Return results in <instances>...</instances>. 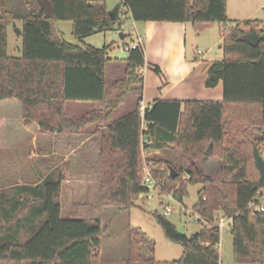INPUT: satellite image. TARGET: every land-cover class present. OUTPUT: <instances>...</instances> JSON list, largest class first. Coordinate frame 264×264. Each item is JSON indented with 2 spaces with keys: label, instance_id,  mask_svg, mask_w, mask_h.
Masks as SVG:
<instances>
[{
  "label": "trees",
  "instance_id": "trees-1",
  "mask_svg": "<svg viewBox=\"0 0 264 264\" xmlns=\"http://www.w3.org/2000/svg\"><path fill=\"white\" fill-rule=\"evenodd\" d=\"M120 1L135 21L190 22L198 32L211 22L223 24L224 56L210 64L206 79L208 87L223 81V100L157 99L142 113L144 44L134 42L125 58H112L113 43H71L56 26L71 21L79 40L122 30L120 15L111 17L106 0H0V101L20 100L24 114L42 129L63 134L105 122L97 129L99 205L130 211L146 199L147 163L179 201L189 196V185L201 186L193 209L203 227L191 236L182 234L154 210L166 237L182 244L179 259L158 260L156 242L132 225L128 255L104 259L105 227L95 207L85 218L62 216L60 197L69 166L64 164L36 186L16 184L0 190V264H221L220 241L214 238L220 230L205 223L214 222L218 212L231 218L236 262L264 264V212L249 206L258 197L264 200V179L253 155L257 145L264 156V21L231 20L228 0ZM17 21L23 22V53L10 56L8 27ZM250 30L262 36L256 45L244 39ZM111 63L124 67L123 77L112 84L115 94L108 80ZM130 94H138L134 108L116 117ZM70 102H91L94 110L70 117ZM4 147L0 137V149ZM171 168L177 173L174 178Z\"/></svg>",
  "mask_w": 264,
  "mask_h": 264
},
{
  "label": "crops",
  "instance_id": "crops-1",
  "mask_svg": "<svg viewBox=\"0 0 264 264\" xmlns=\"http://www.w3.org/2000/svg\"><path fill=\"white\" fill-rule=\"evenodd\" d=\"M263 3V0H228V16L231 20L257 19L264 21L256 18L262 17L260 14L263 10ZM108 8L112 9L110 6ZM129 15L136 27L137 37L143 39L145 47L146 63L140 69L144 74V86L141 94L142 113L157 99L223 100L224 83L222 80L215 87L206 85L210 64L215 60H220L217 58L218 54L212 56L210 51L216 44L222 48L221 24L211 22L204 31L198 32L190 22L135 21L125 8L123 16ZM60 22L62 21H58L56 26L63 38ZM22 27L23 24L15 25L17 37L14 45L19 56L23 53V39L20 33ZM202 35H210L207 51L200 48L195 49V46L198 45L197 39ZM88 37L82 41L83 44L89 43L87 42ZM110 38L112 39L111 36ZM110 38L106 36L103 46L110 44ZM114 41L112 40L111 43ZM9 46L8 27V53ZM200 50L201 52H199ZM127 54L126 52L122 58H125ZM112 65L115 66L114 63H111L109 67L111 68ZM156 67H159L160 70L157 71ZM136 95L138 97V94ZM134 106L133 102L130 106L131 109L123 113L119 109L116 112V117L125 115ZM93 110L94 106L91 102H70L66 109L68 115L74 118L90 114ZM0 115L2 116L0 137L5 143V147L0 149V190L16 184L36 186L47 175L57 168H62L65 164L69 166L67 179L62 183L60 197L62 211L64 199L79 206L78 200L81 196L85 199L81 206H87V201L91 200L86 199L87 197L93 196L91 201H94L96 195L99 196L101 135L97 129H103L106 126L105 122L99 126L90 125L84 131L73 134L42 129L39 122L24 114L22 103L16 98L0 101ZM7 124L14 125V131L5 134L1 128ZM143 156L145 157L144 151ZM13 180L15 182L11 184ZM93 182H95L94 186ZM72 197H75L74 200ZM93 207L97 211V216L100 217L99 215L103 213L105 207H101L99 204L92 205L91 208ZM91 208L88 209V213ZM102 223L104 224L103 220Z\"/></svg>",
  "mask_w": 264,
  "mask_h": 264
},
{
  "label": "rangeland",
  "instance_id": "rangeland-1",
  "mask_svg": "<svg viewBox=\"0 0 264 264\" xmlns=\"http://www.w3.org/2000/svg\"><path fill=\"white\" fill-rule=\"evenodd\" d=\"M119 0H107L108 6L114 8ZM264 2V0H263ZM264 4V3H263ZM120 12V17L123 22L122 24V30L120 31H106V32H97L95 34L90 35L87 39L86 44H91L94 46L102 47L103 44L106 42L105 38H110L109 43H111L112 40H115L113 43V47L110 51V56L112 58H122L126 51L124 49L125 44H132L136 41H138L136 27L133 23V20L129 16H123V10L127 8L125 4H122ZM1 10V5H0ZM128 11V9H127ZM262 17H256L260 18L261 20H264V5L263 10L260 14ZM17 25L21 26L23 23L21 21L16 22ZM12 24L9 26V54L19 56L15 51V38L17 37L16 34V28L15 25ZM220 24V23H219ZM63 31V38L71 43L80 44L82 45L83 40L77 39L73 34V25L71 21L64 20L60 22L59 24ZM228 25H231V23H228ZM224 25L221 24V28ZM261 25L255 26L256 29H258ZM251 28V27H250ZM246 29H249L247 27ZM251 31V30H250ZM127 34V36L124 39H121L120 33ZM105 33L106 36H105ZM211 33V32H208ZM221 34V32H220ZM210 40L209 36H201L197 39V44L195 46V49L200 48L201 50L207 51L208 47V41ZM97 44V45H96ZM108 44V45H110ZM210 54L212 56L217 55V58H223V50L219 47V44H216L210 51ZM108 80H109V87L112 90V93L115 94L116 90L112 87V84L115 80L123 77L124 74V67L123 64L115 65L108 69ZM134 96H136L134 98ZM134 99V101H133ZM137 95L136 94H130L128 98L126 99L125 103L120 107L121 113L126 112L128 109H131L130 106L134 102L136 103ZM2 120V116L0 118V121ZM14 125L9 126L3 125L1 128L3 133L8 134L10 132L14 131ZM14 180L11 181V184H14ZM4 183H7L4 181ZM93 182V186H94ZM199 184H191L189 185V196L186 197L183 202L192 209L194 203L199 198ZM67 194V193H66ZM75 198V197H74ZM72 197V200H74ZM79 206H77L75 203H70L71 201H66L64 199L63 202V211L62 216L63 217H69V218H85L88 216V209L92 207V205H98V197L96 195V199L93 200V196L87 197L86 199H91L90 201H87V206H81L82 202L85 200L84 197H79ZM175 207V210L171 212L167 217L169 220H171L174 224H176L178 227H183L186 230V234L188 236H191L192 234L199 231L203 224L197 222L194 220V218L188 219L186 215L180 212V208L178 205L173 204ZM154 210H158L159 212H163V205L160 203L159 198L154 193V196L152 198H146L144 200H139L137 205L134 206L130 211H121L117 212L114 208H103V213L100 214V218L104 222L105 227V233H104V239L101 249V254L104 259H122L128 255V249H129V225L137 226L142 228L155 242H156V249H155V257L158 260H176L179 259L183 253V246L182 244L178 242H173L169 240L166 235L163 232L162 227L159 225V223L156 221L154 216L151 212ZM219 217H222L224 214L222 212L217 213ZM221 235V241L219 243L220 247V255H221V264H240L237 263L235 260V255L233 251V240L232 235L230 234L228 230V225H226L223 230L220 232Z\"/></svg>",
  "mask_w": 264,
  "mask_h": 264
},
{
  "label": "built area",
  "instance_id": "built-area-1",
  "mask_svg": "<svg viewBox=\"0 0 264 264\" xmlns=\"http://www.w3.org/2000/svg\"><path fill=\"white\" fill-rule=\"evenodd\" d=\"M136 43H143V39L141 37H138V41H136ZM132 44H129L128 46L124 47L127 53L129 52V49ZM199 52H201V50ZM143 184L148 189V191L144 193L143 196H146V198L149 199L152 198L155 193L159 198L160 203L163 205V215L168 216L171 212L175 210L173 204H177L180 208V212L186 215L188 219L194 218V220L196 221L202 219L201 216L194 211L193 207L192 209H190L183 201H179L175 198L173 193L165 189L164 183L153 176L151 172V167L147 163L145 164V168L143 171ZM249 206L251 209L264 212V200L261 197L250 201ZM205 223L209 226L218 227L221 232L226 225H228L229 230L231 218L226 217L225 215H223L222 217L217 216L214 222L205 221Z\"/></svg>",
  "mask_w": 264,
  "mask_h": 264
},
{
  "label": "water",
  "instance_id": "water-1",
  "mask_svg": "<svg viewBox=\"0 0 264 264\" xmlns=\"http://www.w3.org/2000/svg\"><path fill=\"white\" fill-rule=\"evenodd\" d=\"M121 6H122V1H119L114 8L109 9V14L111 15L112 18L117 19L119 17ZM120 37L121 39H124L126 37V34L121 32ZM244 39L249 41L252 45H256L262 39V36L259 35L256 30H253L251 32L246 33ZM253 155H254L255 165L260 174V178L264 179V156L260 152L257 145L254 146ZM170 171H171L170 173L171 177L174 178L177 175V173L173 168H171ZM178 231L182 234H186V230L183 227H178ZM214 238L216 241H220V234L215 233Z\"/></svg>",
  "mask_w": 264,
  "mask_h": 264
}]
</instances>
